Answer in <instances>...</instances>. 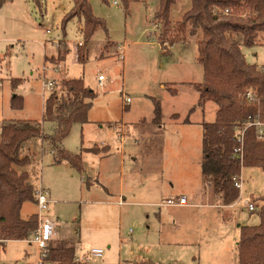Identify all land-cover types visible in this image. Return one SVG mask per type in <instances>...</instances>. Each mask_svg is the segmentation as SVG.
Here are the masks:
<instances>
[{
    "label": "rangeland",
    "instance_id": "rangeland-1",
    "mask_svg": "<svg viewBox=\"0 0 264 264\" xmlns=\"http://www.w3.org/2000/svg\"><path fill=\"white\" fill-rule=\"evenodd\" d=\"M90 3L106 28H99L93 35L84 63L77 59L78 48L84 42L79 19L63 23L73 8V0H41L40 5L36 0H10L0 8V123L5 119L43 120L45 99L51 94L45 83L54 81L52 92L60 94L66 89L67 78L63 76L83 78L98 94L89 112V122L74 124L63 141L67 150L82 151V171L64 161L57 163L55 147L48 140L34 141L36 155L30 147L22 151L36 162L33 183L52 193L48 215L60 225L56 240L73 245L78 255L94 247L104 250L102 257H90L85 264H239L236 242L241 226L258 225V211L264 204V171L259 167L242 168L244 188L237 202H233L234 207L173 208L177 212L194 211L178 212L183 219L174 234L161 233L159 212L152 211L156 207L112 202L119 200L122 181L116 123L127 124L129 158L124 167L123 191L126 195L135 191L136 202L146 197L160 199L156 195L166 189L164 184L169 188L174 185L177 193L186 191V185L182 184L185 177L180 180L185 174L179 166L182 161L189 160L186 173L200 172L201 123L214 122L218 106L212 100L206 102L205 108L198 105L200 92L196 85L204 83V69L197 59L201 34L188 33L173 45L169 39L160 41L163 26L153 18L159 0H129V6L124 0H90ZM190 6L191 0H176L171 8L172 22L181 20ZM237 15L241 16V11ZM61 40L70 48L65 61L56 59ZM104 47L105 57L101 58ZM243 52L249 63L263 66L264 33L255 45L243 46ZM46 56L51 57L46 60ZM100 75L104 80L99 79ZM12 77L24 79L23 83L13 89ZM14 94L24 98L20 110L11 107ZM126 96L131 98L129 104L125 102ZM155 100L161 103L159 121L154 120ZM192 108L195 109L191 112ZM188 117L193 122L186 127L181 120ZM43 127L46 133H52L51 122H43ZM177 130L186 132L190 141L181 132L177 136ZM135 137L139 144L129 145ZM182 146L191 153L182 152ZM110 150L112 170L104 171L103 167L97 176L100 169L97 155ZM133 151L136 154H131ZM130 157L137 158L130 160ZM160 158L166 161L164 179L167 172H178L174 180H165L164 184L160 179ZM203 182L204 187L211 186L216 196L211 199L209 195L203 201L222 202L213 185L205 182L204 177ZM106 187L113 189L112 197ZM251 199L257 205L253 212L244 206ZM33 211L38 213L37 204L25 202L22 216ZM30 237L0 240V264H40L41 250Z\"/></svg>",
    "mask_w": 264,
    "mask_h": 264
},
{
    "label": "trees",
    "instance_id": "trees-1",
    "mask_svg": "<svg viewBox=\"0 0 264 264\" xmlns=\"http://www.w3.org/2000/svg\"><path fill=\"white\" fill-rule=\"evenodd\" d=\"M8 0H0V8ZM106 1V0H103ZM129 6V0H124ZM40 5L41 0H36ZM176 0H159L154 21L163 26L159 37L168 39L172 45L192 36L197 41L198 62L204 69V83L197 84L200 92L198 105L212 100L218 105L214 122H203L202 174L205 182L213 185L222 198V204L236 201L240 191L235 187L233 176L243 167H259L264 171V137L259 138L257 128L249 127L245 133L243 159L234 152L238 145L234 126L246 122L249 117H258L264 122V65L257 66L247 61L243 46H253L264 33V0H191L181 20H171V8ZM229 9L225 14L224 10ZM241 11V16L237 12ZM244 15V16H242ZM78 18L79 31L84 42L78 48L77 59L86 62L89 44L105 22L95 15L90 0H73L72 10L63 23ZM171 34V35H170ZM59 42L58 61L66 60L70 48ZM105 47L100 57H105ZM22 78L11 79L13 89L23 83ZM62 93L52 92L45 99L43 120L5 119L0 123V240H26L39 227L38 213L22 217L25 202L36 203V187L30 180L28 166L31 156L23 155L25 144L38 138L50 141L55 147V161H67L82 171V151L72 152L63 147L64 139L76 123L89 122V112L97 92L86 85L83 78L64 80ZM175 93L176 89H172ZM252 96L249 98L248 93ZM24 98L14 94L11 107L23 108ZM155 121L161 118V103L155 100ZM192 108L190 111H194ZM52 122V133L45 132L43 122ZM185 122H190L189 117ZM85 149V148H82ZM100 152L99 148H87ZM260 223L241 226L237 242L239 264H264V204L258 211ZM85 264L76 261L73 245L52 239L42 264Z\"/></svg>",
    "mask_w": 264,
    "mask_h": 264
},
{
    "label": "crops",
    "instance_id": "crops-1",
    "mask_svg": "<svg viewBox=\"0 0 264 264\" xmlns=\"http://www.w3.org/2000/svg\"><path fill=\"white\" fill-rule=\"evenodd\" d=\"M8 1H10V0H8ZM242 51H243V47H242ZM48 57H51V56H46V60H47ZM251 64H253V63H251ZM12 78H14V77H12ZM63 78H68V77L63 76ZM163 85L164 84H162V86ZM209 101H207V103ZM205 104H204L203 108H205ZM217 110H218V106H217L216 112H217ZM181 121H183V123H184V125L186 127L189 126L190 123L193 122V121H191V119H190V122H185V120H183V119ZM178 122H180V121H178ZM203 122H207V121H203ZM52 125H53V123H52ZM126 126H127V124L126 123H123V122L116 123L115 124L116 129L119 130L118 131V133H119V138H118V141L119 142L118 143H120V145H121V147L118 148L117 151H119L120 152V155H121L120 161H121V168H122L121 169V173H122L121 174V180L122 181H121V185H120L119 200H114L112 202L117 203V204H119L121 206H125V205L133 206V205H137L138 204V205H145V206L156 207V209H152V211L153 212H159L158 213L159 219H160V221H159L160 224L159 225H160V230H161V233L162 234L166 233V231H168L169 233H173V234L176 233V232H178V228H176V227L178 225L180 226L182 224L180 221L183 219V218H181L182 216H180V213H178V212H194V211H191V210H184V211H178L177 212V210L173 209L175 207H182V208H188V207H190V208L193 209V208H206L208 206H219V207H222V208H224L226 206L227 207H234L235 206V204H236L237 201L235 203H232V204H229V205L222 204V202L218 198H217L218 199V202L216 204L211 203V202H207V201H203V200H208L209 195H210L211 199L213 197L216 198L215 193L212 190L211 186H208V188L207 187H204L205 184L203 182V174H202V162H203V156H204L203 151H202V155H200V172L197 171L195 173V175H191V173L189 172V170H188V173H186V165L189 163V160H188L189 157L186 158V160H188V161H185V162L182 161V163L179 165L180 168H182L183 170H185V174L182 173L184 175L180 178V180L185 177V180L182 181V184L183 185H186V191H182V193H177V191L175 190L174 185H171L170 188H169L168 187V184H164L165 182L163 183V181H165V180H166V182H168L170 180H174V176H176V174L178 172H177V170H174V172H171V171L170 172H167L168 175H167L166 179H164V174L166 175V173H165V171H166V169H165L166 161L164 160L165 158H160L158 160V164H159V166H161V175H160L161 178L160 179H161V182L164 185H166V189L165 190L163 189L162 191H160L156 195V197L158 196L160 199H153L154 197H146V199H144V201L136 202L135 200L137 199V195H136V192L135 191L131 192L129 195H126V193L123 191V183H124V175H123V173H124V167L126 166L127 161H128V158H129L128 157L129 155L126 152V148H127V145H128V143L126 142V134H127V132L125 130ZM53 127H54V125H53ZM160 127H161V125H160ZM177 132H178L177 136L180 135V132L182 133L183 136H184V134H186V132H183V131H180V130H177ZM141 134L143 135V133H141ZM146 134H148V133H146ZM38 139H41V138H38ZM35 140L36 139H34V140L26 143L24 149L27 150L26 148L30 147L32 149L30 151L33 152V153H35V155H36L35 149L33 148V143H34ZM184 140H185V137H184L183 141ZM186 140L188 142L190 141V138H187V134H186ZM202 142H203V139H202ZM131 144L132 145L139 144L137 138L134 140V142L132 141V143H130L129 145H131ZM62 145H63V143H62ZM202 148H203V146H202ZM176 149H180V148L178 146H176ZM181 149L184 150L182 152H185L187 154L191 153V151L189 150L188 147L182 146ZM100 154L97 155V157L99 159V164H100V166H98V168H100V169L96 171V172H98L97 176L101 175V173L103 171V167L105 168L104 171L105 170H108V171H111L112 170V166H111L112 165V162L110 161L111 150H110L109 153L103 152V153H100ZM131 154H136V153L133 151ZM190 157L192 158L193 156H190ZM35 158H36V156H35ZM136 158L137 157H130V160H136ZM64 162L66 164H68V165L70 164L67 161H64ZM171 163L173 164L174 162L172 161ZM35 164H36L35 161L34 162L31 161L30 165L28 166L29 167L28 171H29V174H30V180H31L32 183H33L32 175H33V170H34V166L33 165H35ZM175 166H176V164H175ZM168 168H172V167L168 166ZM188 185H190L191 187H189ZM35 187L37 188L36 185H35ZM112 190H113L112 188H107V193H108V196L109 197H112L113 194H114ZM145 191L147 192V190H145ZM50 194H51V198H52L51 191H50ZM175 194L177 196H179L180 194H181L180 196H183V195L188 196V198H190V203L187 204V205H181V206H168V205H163L162 204L167 198H169V197H176ZM252 197H254V196H252ZM122 198H124L125 200H123ZM122 200H123V204H121V201ZM246 202H245V204H246ZM245 204H244V206H245ZM36 212L37 211H33L30 214H28L26 217H24V216H22V217L23 218H28L31 214L36 213ZM49 218H50V216H49ZM51 220L53 221V219H51ZM53 222L55 224V233H54L53 239L56 240L57 238L55 236L58 234V230L60 229V225H58L55 221H53ZM166 225L169 228H166ZM170 226H171V228H170ZM238 227H240L239 224H238ZM164 237H166V239H168V240L171 238L170 236L169 237L168 236H164ZM26 240H28V239H26ZM238 240H237V242H238ZM237 242H236V244H237ZM76 255H78L77 249H76ZM47 263H49V262H47ZM50 263H52V262H50Z\"/></svg>",
    "mask_w": 264,
    "mask_h": 264
},
{
    "label": "built area",
    "instance_id": "built-area-1",
    "mask_svg": "<svg viewBox=\"0 0 264 264\" xmlns=\"http://www.w3.org/2000/svg\"><path fill=\"white\" fill-rule=\"evenodd\" d=\"M229 12H230L229 9L224 10L225 14H228ZM47 32H51V31L48 29ZM123 55H121V57H123ZM99 79L104 80V76L100 75ZM45 86L52 93L56 84L54 81H47L45 83ZM251 96L252 94L251 92H249L248 97L250 98ZM125 102L126 104H129L131 102V98L129 96H126ZM252 126H255L257 128L259 138H263L264 122L261 121L258 117L255 118L249 117V119L246 122L234 126L235 137L238 143V145L234 149V152L237 156H239L241 160L243 159V145L245 142V133L246 130ZM233 182L235 187L239 189L240 193H242V190L244 188V178L242 175V171L241 173H238L233 176ZM35 196H36V204L38 206L39 227L31 235L29 240L31 242L36 243L39 246L41 250L40 264H42V260L47 254L49 243L54 237L55 224L49 218L48 215V213L50 212V204H51L50 190L41 185L40 187L36 188ZM121 203H123V201H121ZM189 203H190V198H188V196L183 195V196L169 197L162 204L168 206H181V205H187ZM245 208L253 212L257 209V205H255V202L251 199L245 204ZM103 255H104V250L102 248L94 247L86 254L76 255V261L85 263L90 257L100 258Z\"/></svg>",
    "mask_w": 264,
    "mask_h": 264
}]
</instances>
